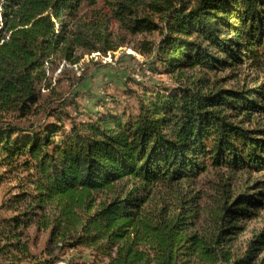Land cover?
Wrapping results in <instances>:
<instances>
[{"label": "trees", "instance_id": "trees-1", "mask_svg": "<svg viewBox=\"0 0 264 264\" xmlns=\"http://www.w3.org/2000/svg\"><path fill=\"white\" fill-rule=\"evenodd\" d=\"M151 33L138 50L175 75L172 87L144 89L135 114L66 127L49 70ZM245 64L264 68V0H0V184L18 180L0 204V264L56 263L22 241L32 223L66 249L63 264H264V226L240 240L264 209V178L248 184L264 171V128L252 126L264 80L204 77ZM187 70L203 75L182 82ZM211 168L250 177L223 180L206 211L181 183Z\"/></svg>", "mask_w": 264, "mask_h": 264}, {"label": "rangeland", "instance_id": "rangeland-1", "mask_svg": "<svg viewBox=\"0 0 264 264\" xmlns=\"http://www.w3.org/2000/svg\"><path fill=\"white\" fill-rule=\"evenodd\" d=\"M85 11L89 16L94 15L90 7L85 8ZM123 35L125 42L114 53L107 55L99 52L84 53L79 62L74 65L68 64L63 70L62 66L49 70V78L54 88L53 97L58 99L59 96H63L65 110L70 115L63 116L66 127L70 126L71 121L87 122L91 116L106 113L108 109L112 112L135 114L138 110V98L142 96L144 89H153L156 85L172 87L175 75L156 71L155 69L160 66L154 54L143 55L138 50L141 41L153 40L157 38V33ZM202 72L187 70L184 72L182 82L187 80L192 82L203 75ZM204 75L210 82V86L242 88L261 83L264 80V68H249L245 64L236 69L227 68L223 71L207 72ZM49 93V90L42 91L43 95H49ZM253 121V127L264 128V114L254 115ZM2 172L3 169L0 168V173ZM12 177L5 178L0 184V204L17 192L18 180ZM249 177L250 175L245 173H232L227 169L211 168L201 174L194 182L195 184L182 182L181 187L183 190L199 191L202 194L201 205L208 211L214 205L216 187L225 183L223 180L228 179L231 185L238 187L240 182L245 183ZM263 178L264 171L254 173L248 184L251 185L254 181ZM12 213L14 212L2 210L1 216L9 217ZM246 225V231L240 237L241 241L249 239L255 231L264 226V209L259 217L247 221ZM23 231L22 241L28 243L32 254L42 258L56 257L55 264H63L67 261L68 255L64 253L66 249H58L59 243L50 238L49 230L40 229L36 223H32ZM5 243L6 240L0 236V245Z\"/></svg>", "mask_w": 264, "mask_h": 264}]
</instances>
